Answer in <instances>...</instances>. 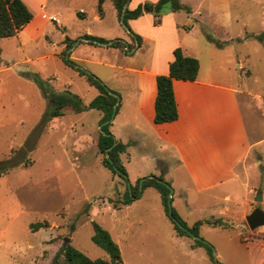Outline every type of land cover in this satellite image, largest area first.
<instances>
[{"label":"rangeland","instance_id":"rangeland-1","mask_svg":"<svg viewBox=\"0 0 264 264\" xmlns=\"http://www.w3.org/2000/svg\"><path fill=\"white\" fill-rule=\"evenodd\" d=\"M183 2L196 11V22L202 19L208 34L216 39L212 42L203 35L194 41L202 74L210 67L229 68L242 74L243 88L254 95V109L245 105V113L251 133L260 134L262 146L249 160L247 190L240 189L239 200L236 197L229 203L232 210L241 213L242 221L220 215L218 209L226 203L220 198L191 197L188 207L171 182L172 207L188 226L205 219H223L226 225L205 224L199 228L198 237L177 236L154 188L145 190L132 205L114 208L110 201L123 199L127 183L103 166L104 154L98 145L102 113L95 109L77 113L67 107L64 115L49 122L34 140L47 100L37 84L21 72L38 74L58 92L75 93L83 104H89L99 93L61 59L64 50L58 22L41 23L36 27L45 26L42 34L33 26L24 31L32 40L20 36L0 40V165L9 166L6 162L19 152L23 154L25 145L33 146L26 155L28 165L10 167L0 175V264H52L66 242L92 259H110L92 240V222L111 234L124 264H264V226L252 230L246 221L255 208L264 211V38L258 37L264 32V0ZM106 14L105 21L92 25L63 21L72 35L91 28L108 38L122 37L129 28L122 22L116 24L109 10ZM137 45L130 44V51L124 52L96 45L82 48L83 58L89 60L82 69L96 75L119 96L131 92L133 74L115 67L147 64L153 43L142 49H136ZM66 54L71 56L72 52ZM140 158L138 149L131 152L130 159L121 154L132 185L137 177L157 171ZM258 193L262 194L261 202L255 201ZM88 204V215H84ZM44 221L48 228L31 230V224ZM197 238L212 247V256L205 246L196 244Z\"/></svg>","mask_w":264,"mask_h":264},{"label":"crops","instance_id":"crops-1","mask_svg":"<svg viewBox=\"0 0 264 264\" xmlns=\"http://www.w3.org/2000/svg\"><path fill=\"white\" fill-rule=\"evenodd\" d=\"M23 1L32 11L33 20L17 36L32 40L28 33H24L28 27L33 26L37 33L42 34L46 32L45 26H36L41 23L54 24L50 17H57L58 27L61 28L59 42H63L62 50L66 47L65 38L74 41L67 51L72 52L69 57L81 66L89 61L83 58V49L93 45L113 48L109 47L110 44L91 43L84 38L86 34L105 38L111 43L121 39L127 46L132 43L136 46L131 35L133 33L142 39L136 49L153 43V53L144 66L115 67L133 74L134 87L131 92L121 93L117 103L119 110L110 130L116 140L129 144L127 152L123 154L127 159H130L134 149H138L141 161L148 166L152 163L157 168V171L150 172L145 177L163 175L166 181L176 186L188 207L191 197L204 195L220 198L226 202L218 209L220 215L227 220L242 221L241 213L232 210L229 203L236 197L239 200L237 193L240 189L247 190L249 160L262 146L260 134H252L248 126L245 105L254 109L251 103L255 99L248 88H243L242 74L232 73L225 67H210L206 74H202L200 65L196 80L173 81L178 119L161 124L154 122L157 76L169 73L174 49L181 47L186 56L197 58L194 41L205 35L204 29L207 28L202 25V19L201 23L194 19L196 11L191 7L192 13L187 14L184 11H171L167 7L158 25L155 24L152 13H144L141 17L128 21L129 29L122 37L112 39L103 34H95L91 28L72 35L63 21L80 20L88 25L102 23L107 19L106 11L109 10L116 24H121L112 0H104L103 14L98 11V0ZM157 1L130 0L127 8L133 10L145 2ZM114 49L126 51L125 48ZM217 192L220 194L216 195ZM250 192L249 188L248 193ZM247 206L242 207L241 211H245Z\"/></svg>","mask_w":264,"mask_h":264},{"label":"trees","instance_id":"trees-1","mask_svg":"<svg viewBox=\"0 0 264 264\" xmlns=\"http://www.w3.org/2000/svg\"><path fill=\"white\" fill-rule=\"evenodd\" d=\"M130 0H112V3L117 11L119 20H123V25L129 28L128 21L141 17L144 13H152L155 17V24L161 22V17L165 14L167 7L171 11H184L187 14L192 13V8L184 4L181 0H158L157 2H145L138 5L135 9L130 10L127 4ZM104 0H98V11L103 14ZM123 16V18H122ZM33 20V13L23 0H0V40L9 37L17 36L24 28ZM208 40L215 42V38L208 34L204 29ZM132 38L139 45L142 39L138 35H133ZM251 35H247L250 37ZM261 40L264 38V32L258 36ZM84 38L90 40L91 43L104 44L109 42L107 39L84 35ZM66 47L62 53V60L67 66L74 68L81 76L85 77L90 86L98 90V95L89 103L83 104L78 95L71 91H56L47 81L43 80L38 74L33 72H21V75L27 79L34 81L42 91L43 96L47 100V107L42 116L38 128L34 131V140L38 138L40 133L45 129L47 124L53 119L64 115L67 107H72L77 113L87 110L95 109L102 113L100 137L98 141L99 149L104 154L103 166L109 169L113 174L118 175L127 183V190L122 200L110 201L114 208H120V205H130L135 200L139 199L147 188L156 189L161 195L162 203L166 215L174 224V229L179 236H199V228L205 224L210 226H225L226 222L223 219H205L197 221L193 226H188L179 216L177 211L172 207L173 194L171 193V185L164 179L163 175H151L137 179L136 183H130L127 168L122 163L121 154L127 152L129 144L123 143L121 140H116L115 136L110 130L113 120L118 113L119 105L115 109L120 96L117 92L110 89L102 82L96 75L88 73L82 66L71 59L67 54V50L71 48L74 41L68 37L64 40ZM220 45V43H217ZM109 47L130 50L121 39L112 41ZM174 59L170 62L169 73L167 75L157 76V97L155 102V118L154 122L157 124L172 122L178 119V109L175 101L173 91V81L185 80L194 81L198 77L200 62L196 57L186 56L181 47H177L173 51ZM32 145H25L24 153L19 152L12 156V159L6 162L7 165H0V175L10 167H17L22 163L28 165L29 161L26 158L27 152ZM91 204H88L82 214L88 215V210ZM94 235L93 242L104 249L109 255L110 259L96 258L92 259L79 251L70 242H66L61 251L54 257L52 264H124L119 245L114 241L111 234L96 222H92ZM47 221L33 223L30 225L32 231L48 228ZM75 228V225H72ZM191 234V235H190ZM196 244L198 246H205L212 256V247L197 238Z\"/></svg>","mask_w":264,"mask_h":264},{"label":"water","instance_id":"water-1","mask_svg":"<svg viewBox=\"0 0 264 264\" xmlns=\"http://www.w3.org/2000/svg\"><path fill=\"white\" fill-rule=\"evenodd\" d=\"M123 18V16H122ZM121 22L123 23V20L121 19ZM105 45L111 44L110 42L104 43ZM117 107V104L115 105V109ZM263 200L262 194L258 193L256 195L255 201L261 202ZM246 221L250 229L255 230L260 226H264V211L257 207L255 208L250 214L246 216Z\"/></svg>","mask_w":264,"mask_h":264},{"label":"built area","instance_id":"built-area-1","mask_svg":"<svg viewBox=\"0 0 264 264\" xmlns=\"http://www.w3.org/2000/svg\"><path fill=\"white\" fill-rule=\"evenodd\" d=\"M50 20L51 21H58L57 17H54V16L50 17Z\"/></svg>","mask_w":264,"mask_h":264}]
</instances>
